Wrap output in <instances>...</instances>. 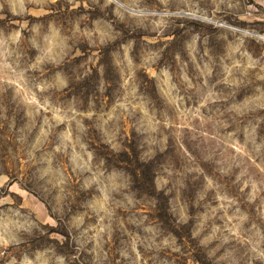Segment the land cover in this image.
Masks as SVG:
<instances>
[{
    "label": "rangeland",
    "instance_id": "1",
    "mask_svg": "<svg viewBox=\"0 0 264 264\" xmlns=\"http://www.w3.org/2000/svg\"><path fill=\"white\" fill-rule=\"evenodd\" d=\"M0 264H264V0H0Z\"/></svg>",
    "mask_w": 264,
    "mask_h": 264
}]
</instances>
